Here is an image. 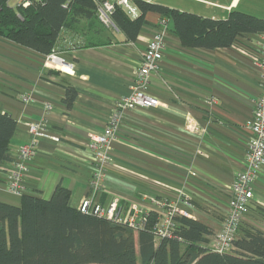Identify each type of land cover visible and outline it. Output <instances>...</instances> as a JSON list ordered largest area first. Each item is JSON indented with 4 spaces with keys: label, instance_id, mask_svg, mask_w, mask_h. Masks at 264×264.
<instances>
[{
    "label": "crops",
    "instance_id": "1",
    "mask_svg": "<svg viewBox=\"0 0 264 264\" xmlns=\"http://www.w3.org/2000/svg\"><path fill=\"white\" fill-rule=\"evenodd\" d=\"M145 1L216 19H226L232 10L264 18V0ZM145 19L134 40L120 30L101 28L91 29L76 44L65 42L59 51L75 65L69 73L45 66L44 54L0 36V111L17 121L10 143L14 159L31 138L30 124L44 120L46 125L47 136L39 140L26 174L25 194L49 199L61 185L79 208L89 193L94 166L88 144L105 129L116 102L132 92L161 15L148 12ZM261 50L258 36L252 34L227 48L185 46L169 20L161 69L152 74L148 90L159 105L126 113L109 150L107 190L98 200L117 198L121 213L127 215L134 202L149 208L151 198L185 194L191 206L180 207L219 232L228 212L229 187L243 168L251 136L248 123L260 95L253 56ZM68 87L78 90L71 107L65 102ZM211 98L217 103H210ZM47 104L52 108L48 113ZM11 169L12 162L0 169V201L18 206L22 194L6 188ZM261 209L264 169L243 222L264 230Z\"/></svg>",
    "mask_w": 264,
    "mask_h": 264
},
{
    "label": "trees",
    "instance_id": "2",
    "mask_svg": "<svg viewBox=\"0 0 264 264\" xmlns=\"http://www.w3.org/2000/svg\"><path fill=\"white\" fill-rule=\"evenodd\" d=\"M135 3L141 10L137 19L121 8L113 16L116 27L132 40L148 12L171 20L189 47L227 48L240 36L264 35V18L239 10L216 19L145 0ZM101 28L106 27L97 17L95 0H41L26 8L0 0V36L44 55ZM77 93L68 87V107ZM16 129L17 121L0 111V169L16 159L10 148ZM260 215L264 220V209ZM176 220V237L156 238L154 214L147 230L135 231L82 212L61 185L49 199L24 193L18 206L0 201V264H264V230L242 221L232 248L217 252L208 247L214 236L208 225L183 216Z\"/></svg>",
    "mask_w": 264,
    "mask_h": 264
},
{
    "label": "built area",
    "instance_id": "3",
    "mask_svg": "<svg viewBox=\"0 0 264 264\" xmlns=\"http://www.w3.org/2000/svg\"><path fill=\"white\" fill-rule=\"evenodd\" d=\"M33 1L41 0H17L15 7L26 8ZM95 2L97 3V17L100 23L108 29L119 30L113 20L114 13L118 8H121L131 20L137 19L141 15V10L135 0H95ZM168 23L169 20L166 18H161L158 22V28L149 40L136 71L132 92L116 102L114 113L109 117L105 129L94 134L88 144V152L94 160V166L89 180V193L79 205V209L84 213L117 224L127 225L135 231L147 230L151 214H154L156 221L152 230L156 238H174L177 236L178 222L176 218L180 216L191 218L190 212L180 207V204L187 208L191 206L189 196L180 194L179 197L173 199L151 198L149 208L134 202L127 215L121 213L117 198L102 203L97 197L107 190L105 180L107 177L106 166L111 160L109 150L113 141L117 139L126 113L159 105V100L149 95L148 90L152 74L159 73L161 69V53L166 43ZM258 41L262 50L253 58L260 73V95L255 102L252 119L248 123L251 136L248 140L243 168L229 187L230 197L227 215L222 229L208 244L209 248L217 252L229 251L232 248V243L237 237L240 225L254 198L259 174L264 169V35H259ZM45 66L65 73L73 72L75 68L74 63L68 61L59 50L45 55ZM23 98L27 102L31 101L28 96ZM210 103L216 104L217 100L211 98ZM51 109L49 104L44 107L46 113ZM190 126L195 127L191 123ZM29 133L31 138L21 145L6 181L7 190L18 195L26 192V174L30 169V162L36 156L39 140L47 136L44 120L30 124ZM51 138L54 141H59L56 136H51Z\"/></svg>",
    "mask_w": 264,
    "mask_h": 264
},
{
    "label": "rangeland",
    "instance_id": "4",
    "mask_svg": "<svg viewBox=\"0 0 264 264\" xmlns=\"http://www.w3.org/2000/svg\"><path fill=\"white\" fill-rule=\"evenodd\" d=\"M10 4H11V6L15 7V6L17 5V0H10ZM262 6H263V8H264V4H263ZM259 222H261V221H259ZM258 224L260 225V223H258ZM217 233H218V232L214 233V236H215ZM214 236H210V237H209V240L212 241L213 238H214Z\"/></svg>",
    "mask_w": 264,
    "mask_h": 264
},
{
    "label": "bare ground",
    "instance_id": "5",
    "mask_svg": "<svg viewBox=\"0 0 264 264\" xmlns=\"http://www.w3.org/2000/svg\"><path fill=\"white\" fill-rule=\"evenodd\" d=\"M67 69V68H66Z\"/></svg>",
    "mask_w": 264,
    "mask_h": 264
}]
</instances>
